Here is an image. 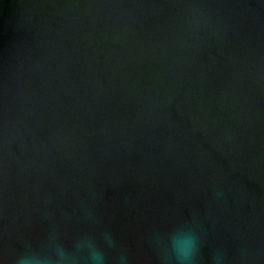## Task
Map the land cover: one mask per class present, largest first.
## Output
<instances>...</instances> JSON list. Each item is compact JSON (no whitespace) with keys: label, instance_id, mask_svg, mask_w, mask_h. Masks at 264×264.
<instances>
[{"label":"water","instance_id":"1","mask_svg":"<svg viewBox=\"0 0 264 264\" xmlns=\"http://www.w3.org/2000/svg\"><path fill=\"white\" fill-rule=\"evenodd\" d=\"M264 264V0H0V264Z\"/></svg>","mask_w":264,"mask_h":264},{"label":"clouds","instance_id":"2","mask_svg":"<svg viewBox=\"0 0 264 264\" xmlns=\"http://www.w3.org/2000/svg\"><path fill=\"white\" fill-rule=\"evenodd\" d=\"M89 248V258L93 264H104L105 254L91 240L85 242ZM166 257L175 260V264H194L199 259L201 243L199 238L189 230H180L171 236V246L168 241H162ZM121 264H124L126 257L121 256ZM223 255L217 254L214 257L215 264H222ZM20 264H27V258H21Z\"/></svg>","mask_w":264,"mask_h":264}]
</instances>
